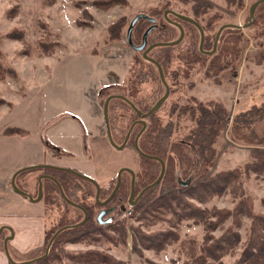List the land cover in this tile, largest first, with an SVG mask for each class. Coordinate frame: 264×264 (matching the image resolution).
<instances>
[{
  "label": "rangeland",
  "instance_id": "rangeland-1",
  "mask_svg": "<svg viewBox=\"0 0 264 264\" xmlns=\"http://www.w3.org/2000/svg\"><path fill=\"white\" fill-rule=\"evenodd\" d=\"M197 1L201 0H127L103 9L93 5L91 0H0V65L4 73L0 77V179L7 177L10 186L12 174L20 167L51 163L95 177L101 187L113 182L114 179L110 177L117 171L121 160L131 154L126 156L125 149L117 150L108 145L109 150L105 151L109 152L104 151L103 154L113 163L114 172L110 179L97 177L96 168L102 166L101 161L105 158L101 152H98L99 155L96 153L94 158L87 147L91 135L103 132L97 124L104 122L99 103H102L105 95L97 93L102 86L115 82H122L129 87L130 79L134 77L133 70L145 66L144 70H152L153 79L140 81L141 93L148 95L151 88L159 83V79L154 66L142 60L141 51L129 45L125 31L120 39L111 41L107 39L106 29L109 23L122 15L130 22L138 12L149 14L155 9L162 14L172 9L189 15L197 19L201 26L215 15L216 19L207 30L212 36L224 23L240 25L241 51L238 61L215 74L208 73L206 63L186 64L176 56L188 45L193 44L195 47L198 44L199 31L192 25L186 24L188 37H183L174 47H158L152 53L172 54V61L167 73L164 71V76L167 80V74L176 72L173 76L176 83L172 84L174 87L169 85V94L157 111L161 119L167 122L168 111L174 105L171 118L179 121L172 130V139L185 136L191 125L186 115H178L175 107L192 104V98L205 102L220 101L226 105L229 118L226 128L214 143L217 151L210 172L240 167L247 161L249 146L232 140L230 123L235 113L264 100V34H257L261 26L256 21L258 14L264 15V2L256 7L254 16H250L249 8L255 0H244L239 9L234 5L228 6L225 0H202L208 1L210 6L196 18L192 4ZM165 17L170 18V21L177 20L170 12ZM78 20L83 22L78 23ZM177 21L182 24L185 34L184 24ZM178 35L179 29L174 28L162 33L160 38L157 36L151 40H171ZM206 48L210 49L211 46ZM254 124L259 131L264 130V118ZM12 125L18 126L20 131H4ZM48 142L56 145V148L50 147ZM54 149H71L73 153L55 157L53 155L57 152ZM137 158L135 154V170ZM40 172V169L34 168L15 175L16 187L31 195L32 199L36 198L35 181ZM242 184L238 195L226 189L206 202L193 201L209 213L210 220L216 219V210L229 209L233 213L240 196L248 199L253 213L264 215V178L251 172L242 177ZM7 194L4 192L3 196ZM20 196L31 204L29 210L43 215L45 229L58 219L64 207L63 203L47 206L42 197L32 201L29 196ZM71 208L70 212H73ZM4 210L9 209L6 207ZM235 218L228 215L210 231L214 236L228 228L239 233L236 248L222 257L224 264L234 262L249 232L250 217L240 214V224L237 226ZM175 222L173 225L167 220H160L148 224L138 219L137 215L130 216L127 219L125 242L121 241L117 232L103 226L97 233L101 235L99 240L66 242L64 248L73 252L86 249L106 252L121 260L120 264H183L186 252L194 245L190 241L200 243L205 232L203 224L192 218ZM134 226L146 232L170 228L176 232L177 238L156 246L139 244L140 253L132 248L131 234ZM43 249L44 244L23 254L12 253L11 256L14 260H26L41 255ZM43 264L81 263L61 255V258L50 259Z\"/></svg>",
  "mask_w": 264,
  "mask_h": 264
},
{
  "label": "trees",
  "instance_id": "trees-1",
  "mask_svg": "<svg viewBox=\"0 0 264 264\" xmlns=\"http://www.w3.org/2000/svg\"><path fill=\"white\" fill-rule=\"evenodd\" d=\"M126 1L127 0H91V3L105 9L116 3H125ZM183 1L187 2L188 0ZM225 1L228 6L234 5L237 9L241 8L244 4V0ZM208 6H210V3L202 0L192 4L194 16L198 18V15L206 12ZM148 15L155 17V26L147 35V41L149 43L153 42L151 39L154 37L157 38L158 36L160 38L162 33H165L167 30L172 31L174 28H178L176 24L169 20L170 18L165 17L158 9L151 11ZM172 15L184 24L185 36L183 37H188L187 31L189 32V29H187L186 24L189 26L192 25L198 30L193 23L181 19L174 14ZM216 17L217 16L213 15L206 20V24L202 25L203 30L206 31V33H204L203 49H207L206 47L211 46L213 43L214 36L207 32V30L213 24L212 22ZM256 21L261 26L257 34L263 35L264 15L258 14L256 16ZM82 22V20H78V23ZM128 24L129 21L124 15L109 23L106 29L107 39L111 41L120 39L123 31L126 33ZM150 24H152L151 21L144 17H139L135 21L131 31L132 41L135 40L140 42L143 31ZM240 43L241 29L234 26H227L221 31L216 50L213 54L201 51L198 41L195 47L193 44L188 45L182 53H177L176 56L181 58L182 62L186 64L193 62L206 63L207 71H209L208 73L215 74L238 61L241 51ZM176 44L158 45L153 47L148 53L160 62L163 73H165L164 71L167 73L168 66L172 61V54L169 52L153 54L152 52L155 48L161 47L162 49H170ZM142 60L150 66H154L158 74L157 67L153 62L145 58H142ZM145 67H141L139 70H133L134 77L130 79L129 87H126L122 82L110 83L100 88L99 95L106 96L113 91H122L124 88H129L130 98L136 97V94L141 89L140 81L146 78L153 79L152 70H144ZM167 75L169 76V80H167L169 81L170 87H174L172 84L176 82L173 81L175 79L173 76L176 75V72H173L172 75ZM2 76H4V73L0 65V77ZM158 79L159 83H157V90L149 92L148 96L157 98L164 91V85L161 83L159 74ZM153 88L151 90H153ZM161 89L163 90L160 91ZM191 101L192 104H182L178 108L175 107V111L178 115H186L191 124L190 131L188 130L185 136L176 140H173L171 137L174 125L177 126L179 121L178 119L171 118L174 113V105L168 111L169 119L167 122L161 119L157 113L158 109L145 116L146 127L139 136L138 146L142 151L157 155L163 159L165 163L164 173L157 183L143 192L136 204L129 206L130 210H119L115 220L107 224L102 225L95 220V212L98 205L93 198L95 186L92 181L61 169L32 167L40 170L46 168L45 170L53 172L59 179L65 194L71 200L83 204L87 208L88 218L82 224L69 226L60 230L51 242L48 253L42 258L26 264H43L50 259L61 258V255L67 256L75 263L81 264H120L121 260H118L106 252L95 249L73 252L65 250L64 244L66 242L99 240L101 235L97 233L103 226L117 232L121 241L125 242L127 235V219L135 215H137L138 219L148 224L154 223L155 221L167 220L174 225L176 220L189 218L194 219L196 222H201L205 232L202 241L197 244L194 240L190 241L194 245L191 246L190 251L188 250L186 252L187 257L183 264H224L222 262V257L236 248L240 239L239 233L235 231V229L228 228L218 236H214L210 231L228 215L236 216L235 225H239L240 214L250 217L251 220L247 238L243 243L239 255L232 264H264V215L253 213L251 206L248 204L249 201L245 196H240L233 213H231L229 209H222L221 211L216 210L215 213L217 214L215 220H210L209 213L193 201L206 202L212 196L220 195L226 189L233 190V192L238 195V190L240 192L243 187L242 177H246L251 172L264 178V130L259 131L258 127L254 124L255 121L264 118V100L260 104L253 103L248 108L235 113L230 123L232 140L236 143L249 146L247 149L249 159L241 166L239 165L240 167L214 173L210 172L217 151L214 143L227 126L229 118L228 109L226 105L220 101L209 100L205 102L193 98ZM117 102L124 103L129 108V112L125 111L124 116H120L119 113L115 111L110 114V118L114 120L113 129H118L120 126L118 130L123 133L128 126L121 123L119 124V121L124 119L131 121L137 118L138 114L125 100L118 97H114L110 100L109 107L112 108L113 104ZM152 102L153 100H148L146 104H139L140 108L142 110H147L152 105ZM139 126L140 123H136L133 126L130 134L131 139L128 141V145H130L134 151L137 150L133 146L132 137ZM4 131L17 132L20 131V129L18 126L12 125L7 127V129L5 128ZM21 131H23V129ZM138 156L139 168L136 171L134 182L136 191L152 182L158 176L161 168L158 159L150 158L140 153ZM29 169L30 168H27L20 172L24 173ZM191 175L193 176L189 183L182 184L179 181V179L185 180ZM128 188V183L123 182L118 192H124L126 194ZM42 190V199L48 206H58L60 203H63L65 207V209H61L58 219L53 222L50 227H46L44 231L45 239L43 244L45 248L49 238L57 228L64 224L79 221L83 212L80 208L72 206L61 196L57 184L51 178H43ZM108 192V187L101 191L104 196L107 195ZM70 206L73 208L74 214L68 210ZM175 238H177L176 232L170 228L146 232L138 226L132 227V248L134 251L140 253L142 251L141 248H139V244L144 246H156ZM0 249L4 250L3 244L0 245ZM8 264L13 263L8 260Z\"/></svg>",
  "mask_w": 264,
  "mask_h": 264
},
{
  "label": "flooded vegetation",
  "instance_id": "flooded-vegetation-1",
  "mask_svg": "<svg viewBox=\"0 0 264 264\" xmlns=\"http://www.w3.org/2000/svg\"><path fill=\"white\" fill-rule=\"evenodd\" d=\"M262 2H264V0L262 1ZM261 3V2H260ZM259 3V4H260ZM258 4V5H259ZM257 5V6H258ZM256 6V7H257ZM256 9V8H255ZM249 10H250V8H249ZM228 23H230V22H228ZM234 25H232L231 27H233ZM234 27H236V28H240L239 26L237 27V26H234ZM225 28V27H224ZM223 28V29H224ZM222 29V30H223ZM216 33V32H215ZM142 37V36H141ZM214 37H215V35H214ZM214 40V39H213ZM141 42V41H140ZM151 43V42H150ZM147 44H149V42L147 41ZM213 44V43H212ZM211 48H212V45H211ZM210 48V49H211ZM210 49H206V50H210ZM151 50V49H150ZM149 50V51H150ZM216 50V49H215ZM215 50L212 52V53H210V54H213L214 52H215ZM141 51V54H142V50H140ZM149 53V52H148ZM209 54V53H208ZM143 57V56H142ZM153 57V56H152ZM144 58V57H143ZM147 60V59H146ZM150 61V60H149ZM152 62V61H151ZM159 74V73H158ZM165 77V76H164ZM159 78H160V76H159ZM160 80H161V78H160ZM166 80V79H165ZM166 82H167V84H168V80H166ZM161 83L164 85V91H163V93L165 92V84L162 82V80H161ZM168 86H169V84H168ZM153 88V87H152ZM151 88V89H152ZM157 88H158V84L156 83V85H155V87L153 88V90H151V91H156L157 90ZM151 91H149V92H151ZM129 92H130V89L129 88H124L122 91H113V92H111V93H109V94H107L106 96H108V95H110V94H119V95H122L123 97H121V96H118V95H115L114 97H118V98H122L123 100H125L126 102H127V104H129L132 108H133V106L131 105V103L130 102H132V104L134 105V107H136L138 110H140V111H142V112H146L154 103H155V101L163 94V93H161L157 98L156 97H153V96H148V95H146L145 93H141L140 92V90L138 91V93L136 94V97H134V98H130V95H129ZM100 92H98L97 94H99ZM168 94H169V92H168ZM106 96L104 97V100H105V98H106ZM168 96V95H167ZM114 97H111L110 99H109V102H108V105H107V119H106V117H105V114H104V100H103V102L100 104L99 103V107L101 106V115H103V117H104V122L100 125V124H97V126H99L101 129H103V132L102 133H96V134H93V135H91V138H89V140H94V142H97L98 141V139H100V138H102V139H105L106 141H107V144L108 145H110L111 147H113V148H115V149H117V150H122V149H131L132 151H134L133 150V148L130 146V145H128V141L131 139V130H132V128H133V126L136 124V123H140V126H139V128H138V130L136 131V133L133 135V137H132V140H133V144H134V140H135V138L137 137V144H138V139H139V136L141 135V133L143 132V130L145 129V127H146V119H145V116L143 117V116H141V115H139L137 112H136V110L133 108V110H135V112L138 114V117L137 118H134L133 120H127V119H124V120H121V121H119V124L121 123V124H123V125H126V126H128L127 127V129L123 132V133H121V132H119V128H120V126H119V128L118 129H113V124H114V120H112V118H110V114H112V112L114 113V111L115 112H118L119 113V115L120 116H124V114H125V111H128L129 112V108L127 107V105L126 104H124V103H121V102H117V103H114L113 104V106H112V108L111 107H109V104H110V100L112 99V98H114ZM167 98V97H166ZM130 102H129V101ZM148 100H150V101H152L153 100V102L151 103L152 105L147 109V110H142L141 108H140V105L139 104H141V105H143V104H146V101H148ZM166 100V99H165ZM165 100L161 103V105H160V107L162 106V104L165 102ZM97 104V103H96ZM159 107V108H160ZM158 108V109H159ZM98 111H99V109H97ZM129 119V118H128ZM141 119H144L145 120V125H143V123H142V121H141ZM104 124V125H103ZM128 130H129V134H128V137H127V139H126V143L124 144V146H122V147H120V148H118V147H116V146H114L113 144H112V142L110 141V138L109 137H111V139H112V141L113 142H115L116 144H118V145H120L122 142H124V140H125V138H126V135H127V133H128ZM108 131L110 132V135L108 134ZM50 142V141H49ZM48 142V145L50 146V147H52V148H56V145L55 146H53L52 144H50ZM89 146V144H87V147ZM134 146V145H133ZM85 148H86V146H85ZM140 148V147H139ZM55 150V149H54ZM141 150V149H140ZM57 153H55V155H53V156H55V157H57V156H62V155H64V154H70V153H73L72 151L70 152L69 150H55ZM89 151V150H88ZM91 151H89V153H90ZM144 152V151H143ZM138 151H134V155L136 154V156H138ZM145 153H147V152H145ZM148 154H150V153H148ZM91 155V154H90ZM151 155H154V154H151ZM51 156V155H50ZM127 156V155H126ZM154 156H156V159H158V158H160L159 156H157V155H154ZM148 157V156H147ZM125 158V157H124ZM123 158V159H124ZM150 158H154V157H150ZM129 159V158H128ZM134 159H135V156H134ZM160 159H162V158H160ZM159 160V159H158ZM163 160V159H162ZM122 161V160H121ZM134 161V160H133ZM160 161V160H159ZM135 162V161H134ZM133 162V163H134ZM42 164H44V163H42ZM47 165H44V166H38V167H50V168H54V169H61V170H65V169H63V168H61V167H64V166H57V165H55V164H51V163H46ZM160 164H161V161H160ZM164 165H165V163H164ZM67 168H69V167H67ZM127 168H130V169H132V172L129 170V169H127ZM138 168H139V156H138V158H137V169L135 170L134 169V167H133V165L131 166L130 164H121L120 166H118V169H117V171L115 172V174H113V176L112 177H110V178H113L114 180H113V182L111 181V182H109L106 186H104V187H101L100 185H99V182H98V180L95 178V177H93L97 182H98V185H99V189L97 190V187H96V184L93 182V184H94V186H95V192H94V195H93V198H94V200H95V202L97 203V208H96V212H95V220H96V222H98L99 224H107V223H109L110 221H113V220H115V218H116V215L119 213V210H122V211H126V210H130L129 209V206L130 205H134V204H136V202L139 200V198H140V196L143 194H141L138 198H137V200L135 201V203H131V200H133L135 197H136V195L138 194V192L144 187H142L140 190H138V191H136V189H135V186H134V191H133V196H132V198L130 197V191H131V180L133 179L134 181H133V184H134V182H135V176H136V171L138 170ZM31 169H34V168H30L29 170H31ZM121 169V172H120V181H119V184H118V186H117V188L114 190V188H115V185H116V181H117V176H118V171ZM29 170H27V171H29ZM75 170V169H74ZM160 170H161V168H160ZM65 171H68V170H65ZM77 171H79V170H77ZM69 172H71V171H69ZM80 172V171H79ZM41 174H40V176H41V181H42V183H43V178H45V177H48V178H50L48 175H51V176H53V177H55L56 178V180L60 183V181H59V179L54 175V173L53 172H51V171H49V170H45V169H43V170H41V172H40ZM71 173H73V174H75V175H78V174H76V173H74V172H71ZM82 173V172H81ZM20 174H22L20 171L16 174V175H20ZM43 174H47V175H44V176H42ZM84 174V173H83ZM87 175V174H86ZM39 176V177H40ZM78 176H80V175H78ZM16 177V176H15ZM39 177H38V179H39ZM82 177V176H81ZM83 178H85V177H83ZM109 178V179H110ZM157 178V177H156ZM155 178V179H156ZM38 179L36 178V181H35V188H36V190H35V195L38 193ZM52 179V178H51ZM87 179V178H86ZM154 179V180H155ZM53 180V179H52ZM89 180V179H88ZM153 180V181H154ZM186 180V179H185ZM14 181H15V178H14ZM54 182H55V180H53ZM91 181V180H90ZM127 181V182H126ZM179 181H184V180H180L179 179ZM128 183V185H129V188H128V191H127V193L125 194L124 192L123 193H120V192H118V190H119V188H120V186H121V184L122 183ZM56 183V182H55ZM57 184V183H56ZM61 184V183H60ZM147 185V184H146ZM58 186V185H57ZM62 186V185H61ZM109 188V192H108V194L107 195H102V193H101V191L102 190H104L105 188ZM59 188V187H58ZM63 188V187H62ZM63 191H64V189H63ZM59 192H60V190H59ZM113 192V193H112ZM65 193V192H64ZM61 194V193H60ZM112 194V195H111ZM24 196H27V195H25V194H23ZM67 196V195H66ZM42 198H43V190H42V196H41ZM68 197V196H67ZM69 198V197H68ZM31 199V198H30ZM70 199V198H69ZM32 201H38V200H34V199H31ZM43 200V199H42ZM71 200V199H70ZM73 201V200H72ZM68 202V201H67ZM73 202H75V201H73ZM70 203V202H69ZM75 203H77V202H75ZM46 204V203H45ZM72 206H76V207H78V208H80L81 209V211L83 212L82 213V217L80 218V220L84 217V210H83V208L86 210V213H87V217H86V219L88 218V210H87V208L83 205V204H80V203H78V204H80L81 206H78V205H75V204H72V203H70ZM47 205V204H46ZM48 206V205H47ZM63 209H65V207H62V210ZM71 209H73V208H71ZM100 210H104L105 211V213H103V215H102V219H108L109 218V220L108 221H106L105 223H101V222H99L98 221V219H97V214H98V212L100 211ZM69 211H70V209H69ZM71 213H75L74 212V210H73V212H71ZM86 219L84 220V222L86 221ZM79 220V221H80ZM78 222V221H77ZM83 222V223H84ZM72 223H75V222H72ZM68 224H71V223H68ZM82 224V223H81ZM65 225V224H64ZM79 225V224H78ZM66 228V227H65ZM55 232V231H54ZM53 232V233H54ZM45 249V248H44ZM44 252V251H43Z\"/></svg>",
  "mask_w": 264,
  "mask_h": 264
},
{
  "label": "water",
  "instance_id": "water-1",
  "mask_svg": "<svg viewBox=\"0 0 264 264\" xmlns=\"http://www.w3.org/2000/svg\"><path fill=\"white\" fill-rule=\"evenodd\" d=\"M262 1H263V0H255V1L251 4V6H250V10H249V15H250V16H254V10H255L256 6H257L260 2H262ZM168 12L174 14L175 16H177V17H179V18H181V19H184V20H186V21H189V22L193 23V24L198 28V30H199V34H200V38H199V49H200L201 51H203V52H205V53H209V54L212 53V52L216 49V46H217V42H218V39H219L220 33H221V31H222V29H223L224 27L232 26V25L237 26V27H238V26L240 27L239 24H232V23H224V24L220 25V26L218 27L216 33H215V37H214V40H213L212 48H211L210 50H206V49H203V47H202V46H203V41H204V30H203L201 24H200L196 19H194L193 17H191V16H189V15H186V14H183V13H180V12H176V11H174V10H172V9H167V10H165V11H164L165 16H166V13H168ZM139 17H144V18H146L147 20L151 21L152 24H150L149 26H147V28L143 31V33H142V38H141V42H140V43H134V42L132 41V38H131V31H132V28H133V25H134L135 21H136ZM171 21H172L174 24H176V25L178 26V28H179V35H178L176 38L171 39V40H158V41L151 42V43H149V44H147V35H148V33L150 32V30L155 26V17L149 16L148 14H146V13H144V12H138L137 14H135V15L131 18V20H130L128 26H127L126 36H127V41H128V43H129V45H130L133 49H135V50H142V56H143L145 59L152 61V62L156 65L157 70H158V73H159V76H160L162 82L165 84V87H166V88H165V92H164V93H163V94H162V95H161V96L155 101V103H154V104H153V105H152V106H151L146 112H142V111L138 110L136 107H134V105L132 104V102H130V101L128 100V101L131 103V105L133 106V108L136 110V112H137L139 115L143 116V117H144V116H147V115H149L150 113H152L153 111L157 110V109L160 107L161 103L166 99V97H167V95H168V92H169V86H168V84H167V82H166V80H165L164 73H163V68H162L160 62H159L158 60H156L154 57H152L151 55H149L148 52H149L150 49H152V48L155 47V46H158V45H172V44H176V43H178V42H180V41L182 40V38H183V36H184V28H183L182 24H181L180 22H178L177 20H171ZM115 95H118V96L123 97L122 95H119V94H110V95L106 96V98H105V100H104V114H105L106 119H107V105H108L109 99H110L111 97H114ZM141 121H142L143 125H145V120H144V119H141ZM108 134L110 135V132H109V131H108ZM128 134H129V130H128V133H127V135H126V138H125L124 142H122L120 145H118V144H116L115 142H113L112 139H111V137H109V138H110V141L112 142V144H113L114 146L120 148V147L124 146V144L126 143V139H127V137H128ZM137 137H138V136H137ZM137 137H136L135 140H134V147H135V149H136L140 154H142V155H144V156H148V157H154V158H156V156L151 155V154H148V153H145V152H143L142 150H140V148H139V146H138V144H137ZM158 159L161 161V170H160V172H159L157 178H156L154 181H152V182L148 183L147 185H145V186H144V187L138 192V194L136 195V197H135L133 200H131V203H135V201L137 200V198H138V197H139V196H140V195H141L146 189H148L149 187L153 186L155 183H157V182L161 179V177H162V175H163V173H164V170H165V165H164V161H163L162 159H160V158H158ZM44 165H47V164H32V165L23 166V167H20L19 169H17V170L12 174V177H11V179H10V183H11V185L14 187L13 189H14L16 192L21 193V194H25V195L29 196V197L32 199V196H31V195H28L26 192H24L23 190H20V189H18V188L16 187V185H15V181H14L15 175H16L19 171H22V170H24V169L31 168V167L44 166ZM61 168L65 169V170H68V171H71V172H74V173H76V174H78V175H80V176H82V177H85V178L91 180L92 182H94V183L96 184L97 190L99 189L98 182H97L93 177H91V176H89V175H86V174H83V173H81V172H79V171H77V170H74V169H72V168H67V167H61ZM127 169H129V170L132 172V169H130V168H127ZM120 172H121V169L118 171L117 181H116V185H115L114 190L117 188V186H118V184H119V181H120ZM44 175H47V174H43L42 176H44ZM48 176H49L50 178H52L53 180H55V182L57 183V185H58V187H59V190H60L61 196H62L66 201H68V202H70V203H72V204H75V205L81 206L80 204L73 202L72 200H70V199L66 196V194H65L64 191H63V188H62L61 184L56 180L55 177H53V176H51V175H48ZM192 176H193V175H191V176H190L189 178H187L186 180H184V181H180V182H181L182 184H187V183H189V182L191 181ZM133 181H134V180L132 179V180H131V191H130V197H131V198H132V196H133V191H134V190H133V189H134ZM112 193H113V192H112ZM111 195H112V194H111ZM41 196H42V181H41V176H40L39 179H38V193H37L36 198H33V199H34V200H38ZM81 207H82V206H81ZM83 210H84V217H83L80 221L75 222V223H71V224H65V225H62V226H60L59 228H57V229L55 230V232H54V233L51 235V237L49 238V240H48V242H47V244H46V246H45L44 252H43L41 255H38V256L33 257V258H30V259H26V260H14V259L12 258L11 254H10V252H9V249H8V244H7V241H8V239H9L11 236H10V235H7V236L4 238V240H3V249H4V252H5V255H6L7 259H8L10 262H12L13 264H26V263H30V262H32V261H35V260H37V259H40V258L44 257V256L48 253V250H49V247H50V245H51V242L53 241L54 237L57 235V233H58L60 230H62V229L65 228V227L75 226V225H78V224H81V223L84 222V220H85L86 217H87V213H86V210H85L84 208H83ZM103 213H105V211H104V210H100V211L98 212L97 216H96L97 219H98V221L101 222V223H105L106 221L109 220V218H108V219H102V215H103ZM2 228H3V226L0 227V231L2 230ZM10 229H11V228H10ZM11 231H12V230H11Z\"/></svg>",
  "mask_w": 264,
  "mask_h": 264
},
{
  "label": "crops",
  "instance_id": "crops-1",
  "mask_svg": "<svg viewBox=\"0 0 264 264\" xmlns=\"http://www.w3.org/2000/svg\"><path fill=\"white\" fill-rule=\"evenodd\" d=\"M96 143L99 144L97 145ZM88 144V150L91 151L90 154L94 156V158H96V153L99 155L98 152H101L102 157L105 158L102 159V161L100 160L102 166H97L96 168L97 177L109 178L113 174L114 168L113 165H111L113 163L110 162L107 155L103 154L105 150H109L107 141L100 138L97 142L89 140ZM66 150L72 151L71 149ZM107 152L109 151H105V153ZM124 153L125 155H131L130 157L122 159L120 163L133 165L135 155L132 153L131 149H125ZM131 157L134 161L131 160ZM6 178L7 177H3L0 179V227L3 226L0 231V245L3 244L4 238L10 235L11 237L7 241L10 254H23L27 250L35 246H41L44 243L45 218L43 215L36 214L33 210L28 209L31 204L26 198L20 196L21 193L12 189L11 185L9 186ZM4 192L8 193V196H3ZM6 207L9 210H4ZM12 207L16 209H10ZM0 264H8V259L2 249H0Z\"/></svg>",
  "mask_w": 264,
  "mask_h": 264
}]
</instances>
